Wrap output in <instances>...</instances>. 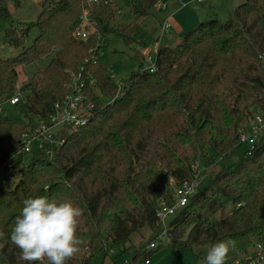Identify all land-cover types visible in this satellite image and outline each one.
Segmentation results:
<instances>
[{
  "label": "trees",
  "instance_id": "obj_1",
  "mask_svg": "<svg viewBox=\"0 0 264 264\" xmlns=\"http://www.w3.org/2000/svg\"><path fill=\"white\" fill-rule=\"evenodd\" d=\"M90 1L43 2L36 21L0 32V49H23L0 56V110L19 89L25 98V123L0 121V171L13 157L17 172L12 186L0 175V264H27L10 236L29 196L71 199L83 210L79 251L67 264H89L100 252L115 260L130 250L128 264H146L160 247L150 249L161 231L154 206L171 203L173 186L194 178L198 167L210 177L168 222L172 242L194 251L232 239L226 264L264 249V133L251 154L240 156L235 139L264 111V0H244L226 21L211 18L174 46H162L155 72L143 71L139 60L120 94L99 56L114 35L142 58L147 32L138 22L164 0H124L134 15L127 25L116 20L114 1ZM24 2L0 0V19L10 20V5ZM84 10L93 30L79 40ZM50 54L48 66L19 87V67ZM73 75L87 83L94 116L61 146L52 145L51 154L35 148L27 155L23 135L50 120ZM101 94L113 102H102ZM232 205V214L212 220Z\"/></svg>",
  "mask_w": 264,
  "mask_h": 264
},
{
  "label": "rangeland",
  "instance_id": "obj_2",
  "mask_svg": "<svg viewBox=\"0 0 264 264\" xmlns=\"http://www.w3.org/2000/svg\"><path fill=\"white\" fill-rule=\"evenodd\" d=\"M25 2L21 7H14L10 5V14L11 19L8 21H3L0 19V32L3 33L7 28L11 26L12 23L20 26V24L24 23H32L38 19V15L42 11L43 2H48L50 0H24ZM117 4V8L120 12L116 16V20L118 23L122 25H127L129 22L134 20V15L131 14L128 9L124 5V0H113ZM244 0H209L206 4H201L196 0H164L161 1L158 5H156L152 10L151 14L139 20L138 24L143 27V30H146V42L148 48L146 50H142L140 56H144L145 52L149 49L151 51V56L154 59L155 52L157 49V38L162 33L161 22H165L168 18L167 15L170 12H176L178 8H181L182 2H189L190 5L188 7L183 8V10L178 9L179 13L177 14V21L182 28H187L191 26L195 19L196 15L199 17L197 25L204 23H208L211 18H218L221 21H226V19L233 17L235 14V7L242 3ZM165 3L168 7L167 10L161 9V5ZM213 12V13H212ZM212 13V17L208 16ZM195 19V20H194ZM202 19V20H201ZM192 28V27H190ZM172 29V28H171ZM186 30V29H185ZM191 31L192 29H187ZM189 31H184L183 33H179L177 30H171L170 33L166 34L165 37H170L169 40L165 41V44L169 46H174L178 43V41L182 40L183 37ZM164 37V38H165ZM109 45L108 48L102 52L99 56V63L103 65L110 74L113 79V84L119 86L124 84L131 77L136 74L140 70V62L142 58H140L134 51L136 46H126L123 39L118 38L116 36H109ZM32 41H29L28 44H31ZM0 56L4 58L15 57L19 54L23 49L21 48H12L8 45H2L0 49ZM53 57V54H50L47 58L39 61L37 64L29 65L26 67H19V85H24L38 70H43L48 66L49 61ZM99 90V89H98ZM96 90L97 94H100V91ZM95 93V90H94ZM101 100L104 103H107L110 100H114L111 98H106L102 94ZM0 111V121L4 118H8L17 123H25L24 118V103H20L19 105H11L9 102L4 104ZM250 119V118H249ZM247 145H241L239 148V155L241 156L246 151ZM235 163L240 161V157L237 156L233 160ZM219 166L215 168L213 173L218 169ZM17 173V172H16ZM200 177L203 180H207L210 175H207L203 170L200 172ZM1 177L5 180V182L12 186V183L17 180V175H14V178H8L7 176V167L0 171ZM13 179V180H12ZM235 206L232 205L226 209H223L216 213V215L212 218L213 221L221 220L234 211ZM159 250H157L152 257H150V264H206V255L207 250H196L194 251L188 249H182L179 244H175L172 242V239H168L164 241L161 245H159ZM133 250H130L129 253L123 254L117 259L113 260L112 255L104 257L103 253H97L95 258L89 264H123L124 260L131 257V253Z\"/></svg>",
  "mask_w": 264,
  "mask_h": 264
},
{
  "label": "built area",
  "instance_id": "obj_3",
  "mask_svg": "<svg viewBox=\"0 0 264 264\" xmlns=\"http://www.w3.org/2000/svg\"><path fill=\"white\" fill-rule=\"evenodd\" d=\"M99 1L103 0H91L90 3H96ZM104 1L105 3H110L113 0ZM197 1L200 3H206L208 0ZM161 9L166 10L167 5L163 3ZM118 12H120V10H118ZM82 15L81 25L76 30V37L79 40L87 39L93 30L89 11L84 10ZM171 28L172 23L169 19L162 23L160 40L172 30ZM141 62H143V71L148 70L150 72H155L157 70L155 56L153 59L149 49L145 52ZM80 78L81 75L72 76V82L69 86L71 91L65 96L66 98L64 100L55 104V111L50 120L47 122L41 120L35 130L23 135L21 143L23 144L24 152L27 155H31L35 148L44 149L48 154H51L52 145L61 146V144L65 142V137L68 133H72L75 130H78V128L83 127L94 116L95 104L90 100V97L86 92L87 83L80 80ZM123 85L124 84L118 86L120 91L119 94L121 93ZM91 86H95L94 81L91 82ZM19 87L21 86L19 85ZM108 102L111 103L113 100ZM9 103L11 105L25 103L24 92L19 89L12 99L9 100ZM245 123V126L239 131L238 140L241 145H247L246 154H251L256 148L259 140L258 138L264 133V111L259 112L255 117L248 119ZM12 161L13 157H10L5 165L7 167V176L9 179L13 178L14 175H17ZM201 171L202 169L199 167L196 168L194 178L184 181L181 185L173 186L171 203L161 199L158 204L154 206L157 223L161 228V231L156 238L157 240L152 241L150 244V249L158 247L164 241L169 239L172 229L168 222L177 212L184 209L191 197L199 192V187L203 182V178L200 177ZM172 183H174V180H172ZM128 263L129 259H125L123 264ZM146 264H150V260H147ZM234 264H264V249L258 247L254 253L250 254V256L241 258Z\"/></svg>",
  "mask_w": 264,
  "mask_h": 264
},
{
  "label": "clouds",
  "instance_id": "obj_4",
  "mask_svg": "<svg viewBox=\"0 0 264 264\" xmlns=\"http://www.w3.org/2000/svg\"><path fill=\"white\" fill-rule=\"evenodd\" d=\"M15 221L10 240L27 264H67L79 251L77 235L83 210L71 199L29 196ZM3 233H0V237ZM235 241L223 239L207 251L206 264H226Z\"/></svg>",
  "mask_w": 264,
  "mask_h": 264
},
{
  "label": "crops",
  "instance_id": "obj_5",
  "mask_svg": "<svg viewBox=\"0 0 264 264\" xmlns=\"http://www.w3.org/2000/svg\"><path fill=\"white\" fill-rule=\"evenodd\" d=\"M197 1V0H196ZM198 2V1H197ZM209 2V0L206 2V3H208ZM200 3V2H199ZM206 3H201V4H206ZM190 5V3L189 2H182V6H181V8H178V9H182L183 10V8H185V7H188ZM238 6V5H237ZM168 7V6H167ZM236 8V7H235ZM178 9H177V11L176 12H170L168 15H167V17L166 18H168L169 20H170V22L172 23V29L173 30H177V31H179V33H183L184 31H189V30H187V29H192V30H194V28L196 27V26H198L197 24H198V22H200V20L198 19L199 17L196 15V17H195V19L197 18V20H195V21H193L192 23V25L191 26H189V27H187V28H182V26H180V24H178V22L179 21H177L178 19H177V14L179 13V11H178ZM167 10V9H166ZM235 10V9H234ZM213 13V12H212ZM212 13L210 14V15H208L209 17L211 16L212 17ZM167 19V20H168ZM202 20V19H201ZM201 22H203V21H201ZM162 25V22H161V24H160V26ZM190 27H192V28H190ZM186 29V30H185ZM171 32V31H170ZM169 32V33H170ZM160 36H161V34L159 35V37L157 38V49H156V51L159 49V48H161L162 46H164L163 45V43H166L165 41H167V39L169 40V38H171V35H170V37H165V36H163L162 37V39L160 40ZM165 37V38H164ZM160 40V41H159ZM158 42H159V44H158ZM165 46H169L168 44H165ZM155 54H156V52H155ZM141 63V62H140Z\"/></svg>",
  "mask_w": 264,
  "mask_h": 264
},
{
  "label": "water",
  "instance_id": "obj_6",
  "mask_svg": "<svg viewBox=\"0 0 264 264\" xmlns=\"http://www.w3.org/2000/svg\"><path fill=\"white\" fill-rule=\"evenodd\" d=\"M235 139L237 140V139H238V137L236 136V137H235Z\"/></svg>",
  "mask_w": 264,
  "mask_h": 264
}]
</instances>
